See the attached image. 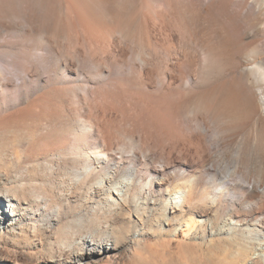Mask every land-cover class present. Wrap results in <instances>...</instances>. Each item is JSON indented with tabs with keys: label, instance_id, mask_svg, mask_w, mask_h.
Instances as JSON below:
<instances>
[{
	"label": "bare ground",
	"instance_id": "bare-ground-1",
	"mask_svg": "<svg viewBox=\"0 0 264 264\" xmlns=\"http://www.w3.org/2000/svg\"><path fill=\"white\" fill-rule=\"evenodd\" d=\"M82 59L97 86H71ZM239 136L242 183L215 186L209 154L207 203L195 177L179 181L190 172L168 156L154 166L147 148L192 140L211 153ZM13 138L39 162L28 193L4 190L6 234L85 204L60 238L69 256L47 250V264H110L129 240L120 226L140 236L151 219L171 237L183 223L203 240L233 232L223 239L243 258L264 260V0H0V143Z\"/></svg>",
	"mask_w": 264,
	"mask_h": 264
},
{
	"label": "rangeland",
	"instance_id": "rangeland-1",
	"mask_svg": "<svg viewBox=\"0 0 264 264\" xmlns=\"http://www.w3.org/2000/svg\"><path fill=\"white\" fill-rule=\"evenodd\" d=\"M156 34L158 33L154 32L153 35L156 36ZM160 40L161 38L158 36V38H154V43L158 42L159 46H161ZM159 49L158 50L161 51V47ZM79 54V57L81 55L83 56L82 52ZM82 56L80 58H82ZM84 63L82 59L81 62L78 61L76 67L74 68L77 75H72L71 78L76 81V83L71 86L95 87L98 85L97 78H95V68ZM26 87L30 90L31 84L26 85ZM77 90L75 91L77 92ZM78 91L79 94H83L82 91ZM33 97L34 96H31V98ZM75 101L76 104L78 102L77 106L79 108H84L86 106L84 100L80 97H77ZM83 113L85 114V112ZM117 118L118 117H116V119ZM119 119L120 118L117 120ZM117 120L116 123L120 121ZM17 140L18 139L13 138L11 141L10 139L2 140V144L0 143L1 201L5 199V196L7 195L4 191L6 188H16V190L20 193H28L31 182L37 178V172L35 171L34 165L39 162L38 157L28 156L27 146H24L19 140ZM139 140L140 138L136 136L135 144L138 145ZM123 142L130 143L127 138L124 139ZM242 142L243 136H239L234 143L235 145L233 144L230 147L226 146L223 149L214 148L211 150V153L209 152V149L203 151L201 147H197L192 143V140L189 143L180 140L176 142V144L163 141L162 143L156 145L153 144L154 142H151L147 144V148L152 150V154L155 155V159L152 161L154 166L160 167L161 163H164V159L165 161L168 160L167 157L164 156H168L171 163L173 161L172 167L175 166L176 169L181 171L185 170L186 173L190 172L191 174H188L189 176L186 175L185 178L181 177L180 179L183 180L179 181H190L189 177H195L197 182L196 199L199 202L200 200H203L202 202L207 203L209 202V192L211 191L210 187L212 185V174L209 171L210 163L212 162L209 160V154L213 156L217 170H219L218 177L214 178L215 186L220 187L222 181L226 180V178L229 179L230 182L240 184L242 183V180L237 168L239 162L241 161V157H239L241 151L239 150L242 148ZM236 143H239V145H236ZM141 146L142 145L139 144L138 148L142 150L143 148ZM170 161L168 160V162ZM140 167L142 168V166ZM172 171L173 170L169 171L170 177L171 173H173ZM235 192L237 193L238 198L243 194V191L240 189H236ZM56 204H58V201L56 200L49 202L50 208H53ZM1 205H3V203H1ZM84 205V202L81 200L74 202L71 206V210L63 208L64 216L60 221H56L55 218L49 219V223H51L50 227L40 225L39 232L34 233L32 231H28L20 237H16L10 232L9 234H6L5 230L7 231V229L5 228V225L7 224V216L5 214V218H3L0 211V264H47L49 261L48 259H50V257L47 256V250H53L57 257H68L69 255L66 253L59 252V248L62 246L60 242L62 238L63 240L66 238L64 234L66 226L77 220L82 215L83 208L85 209ZM22 206L26 207L27 205L23 204ZM7 214L10 215V212H7ZM30 217L31 216H28V218ZM198 220L199 218L196 217L194 222L198 223ZM26 224L29 225L32 224V222L28 220ZM199 225L200 224L196 225L190 233L186 234L188 230L187 225L183 223L181 227H179L177 237H171L168 236L167 233L162 232L158 223L153 221V219L147 223L148 227L146 231L140 236L139 234H135V230L131 229V225H122L120 227H122L123 231L127 232L129 240L124 250L110 255V264H144L145 262L147 264H264V260L261 258H243L240 249L236 245L231 246V242L223 239V237L227 238L231 236V233L233 232H228V235L226 236L215 235L214 237H209L207 231L205 234L206 239L203 240V230H200ZM119 231L121 230L119 229ZM196 232L199 237L192 240L191 238L194 234H196ZM16 235H21L19 234L18 229L16 230ZM218 241L220 242L218 243ZM64 242L65 241H63V243ZM234 248L237 250L234 251ZM152 251L153 255L151 254ZM239 254L241 255V258L238 257Z\"/></svg>",
	"mask_w": 264,
	"mask_h": 264
}]
</instances>
